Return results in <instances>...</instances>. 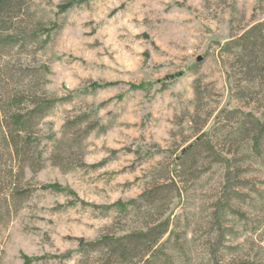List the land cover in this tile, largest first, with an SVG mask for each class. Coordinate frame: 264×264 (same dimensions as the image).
<instances>
[{"label":"rangeland","instance_id":"obj_1","mask_svg":"<svg viewBox=\"0 0 264 264\" xmlns=\"http://www.w3.org/2000/svg\"><path fill=\"white\" fill-rule=\"evenodd\" d=\"M263 19L264 0H27L3 20L0 264H80L85 241L138 226L140 212L119 208L222 110L254 107L231 95L220 46ZM44 99L54 102L32 113ZM243 155L245 198L226 217L219 264H264V162ZM199 163L168 203L157 247L174 231L172 264H215L223 167Z\"/></svg>","mask_w":264,"mask_h":264},{"label":"trees","instance_id":"obj_2","mask_svg":"<svg viewBox=\"0 0 264 264\" xmlns=\"http://www.w3.org/2000/svg\"><path fill=\"white\" fill-rule=\"evenodd\" d=\"M26 1L0 0V24L5 19L20 16ZM220 50V54L227 53L233 57L230 66L237 78L231 87V95L237 101L251 98L252 101H246L245 105L254 103V107L249 110H222L191 143L174 154L159 180H154L137 198L119 208L121 215L126 214L130 207L138 214L140 212L141 223L122 232H106L85 241L81 245L80 264H172L174 255L167 251L170 250L174 231L157 247L171 225V217L166 214L168 203L173 197L181 196V188L189 178L197 176L200 161L203 165L217 163L223 167L222 190L211 214V227L216 232V238L209 247L211 259L219 264L222 242L228 231L226 217L229 213L240 214L233 201H244L245 194L241 189L248 183L241 166L243 160L238 156L246 157L243 153L250 152L254 159L264 162V19L221 44ZM226 74L230 80V72L226 70ZM244 80L246 84L241 85ZM53 102L45 99L35 101L32 113ZM89 113L78 114L76 120L85 121ZM24 117L17 114L14 119L16 123H23L25 130L28 122ZM230 121L233 123L229 124ZM197 131L200 132L201 127ZM25 139L30 140L27 135ZM177 239L178 236L175 243ZM177 243L171 248L176 252L181 251Z\"/></svg>","mask_w":264,"mask_h":264}]
</instances>
